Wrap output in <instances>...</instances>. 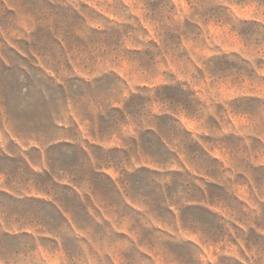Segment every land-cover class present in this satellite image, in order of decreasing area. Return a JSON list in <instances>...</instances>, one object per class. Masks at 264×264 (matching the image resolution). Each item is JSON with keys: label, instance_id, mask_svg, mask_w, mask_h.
Segmentation results:
<instances>
[{"label": "rangeland", "instance_id": "374dc122", "mask_svg": "<svg viewBox=\"0 0 264 264\" xmlns=\"http://www.w3.org/2000/svg\"><path fill=\"white\" fill-rule=\"evenodd\" d=\"M87 97L125 229H0V264H264V0H0V173L26 182ZM29 207L0 194L12 223Z\"/></svg>", "mask_w": 264, "mask_h": 264}, {"label": "crops", "instance_id": "0c3cea01", "mask_svg": "<svg viewBox=\"0 0 264 264\" xmlns=\"http://www.w3.org/2000/svg\"><path fill=\"white\" fill-rule=\"evenodd\" d=\"M81 100H87V115L83 108L67 105L65 113H56L52 117V126L58 137L51 143L38 140L28 146V150L38 154V159L33 160L25 154L29 175L26 182H14L0 173L1 195L18 202L36 203L43 210L37 213L29 207L18 215L17 223L9 221V214L0 213V229L63 235L88 233L96 229L107 232L125 229L126 217L115 212L116 208L126 207L127 195L122 172L117 178L111 175L113 165L110 153L114 149L111 138H105V134L99 137L95 129V106L90 116L89 97ZM111 134H108L109 137ZM51 146L60 147V152L65 153L59 164L54 165L46 154ZM112 189L121 201L119 205L112 203ZM5 224L13 226L5 228ZM58 237L57 245L68 256L64 240Z\"/></svg>", "mask_w": 264, "mask_h": 264}]
</instances>
